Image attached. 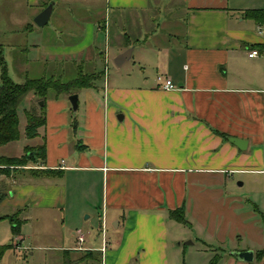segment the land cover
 Instances as JSON below:
<instances>
[{"label": "crops", "instance_id": "1", "mask_svg": "<svg viewBox=\"0 0 264 264\" xmlns=\"http://www.w3.org/2000/svg\"><path fill=\"white\" fill-rule=\"evenodd\" d=\"M26 1L31 5L53 1L50 20L56 12L55 27L65 33L61 20L65 12L56 9L62 1L69 6L77 0ZM95 2L87 11L101 17L85 22L80 41L34 42L25 48L28 56L34 51L39 60L35 63L42 57L86 54L82 61L63 64L74 66L77 76L94 73L96 78L93 87L76 93L77 112L83 103L80 116L69 114L71 104L62 94L47 98L46 123L32 138L38 141L25 143L19 154H0L20 158L28 148L46 146L45 160L31 158L25 166L0 169L4 193L0 210L11 211L0 215V222L16 214L19 223H29L37 209V221L67 223L71 197L79 191L90 197L93 184L98 183L102 218L105 213L106 226L111 223L114 228L110 242L105 251L103 236L99 245L85 246L91 242L88 232L81 247L78 235L84 232L76 227L74 241L64 249L66 258L74 255L77 262H93L96 258L88 253L92 251L102 264H129L132 259H140L137 264H186L178 262L180 255L174 248L178 236L171 233L182 222L172 218L171 211L183 209L185 215L206 180L225 191L238 174L264 175V34L259 32L264 26V0ZM250 11L259 17L263 13L262 18L249 15ZM27 29L36 30L34 24ZM99 33L105 34L108 44L112 37L116 39L113 60L132 49L121 67L134 61V71L108 81L102 91L98 82L103 74L95 57L106 61L108 51L98 48ZM253 49L260 54L250 57ZM51 62L54 68L62 63ZM154 70L159 74L154 75ZM55 72L51 76L62 78ZM41 73L32 76L24 66L21 82L27 77H48ZM159 76L171 79L177 88L164 89ZM229 137L246 140L247 148L240 149ZM247 179L243 177L239 186H246ZM240 201L239 209L251 203L248 198L246 204ZM91 203L85 199L87 208H78L69 222L92 223L91 215L84 218ZM19 239L24 237L19 234Z\"/></svg>", "mask_w": 264, "mask_h": 264}, {"label": "rangeland", "instance_id": "2", "mask_svg": "<svg viewBox=\"0 0 264 264\" xmlns=\"http://www.w3.org/2000/svg\"><path fill=\"white\" fill-rule=\"evenodd\" d=\"M49 3L47 1L31 5L26 0H0V45L4 48L5 59L11 68L14 80L17 82H21L24 78V66L29 68L32 76H40L41 72H45L46 76L49 77L56 71L55 73L61 74L62 80L67 82L77 78V69L69 63H63L82 61L80 59L87 58L86 54L73 58L42 57L41 62L35 63L39 60H36L34 51H31L28 56L25 50L28 43L37 42L41 45H47L80 41L83 37L82 26L85 22L95 18L98 20L101 17V14H97L98 12L87 11L89 6L96 4V2L92 3V0H77L71 2L69 6L68 2L62 1L56 11L65 12V17H62L61 20L66 27L65 33H59L61 30L55 27L56 12L46 25L40 27L35 24L36 14L44 10ZM100 4L105 5V0L97 3V5ZM29 24L35 25V32H28ZM97 37L98 48L102 51H108L106 61L105 59L98 60L95 57L103 74L98 82L99 91H102L108 81H112L113 78H118L124 73L134 71V61L127 62L122 67L117 66L113 60L116 39L112 37V43L108 44L104 33H99ZM29 58L31 60H28ZM51 61H62V63L54 68ZM156 72V70L153 71L154 75L159 74ZM56 94V91L51 90L47 98L49 99ZM62 95L61 97H67L70 102L69 98L72 94L63 93ZM83 97L81 95V100ZM41 102L44 100H38L31 93L21 104L19 108L21 139L0 147V154H19V150L25 143L35 144L38 141L37 139L28 140L23 131L27 125L26 110H30L32 106L41 108L44 105ZM70 104L69 114L76 117L80 116L83 103L80 112L74 111L71 102ZM44 110L47 112V105H45ZM71 138H73L72 135ZM26 162L28 164L29 161ZM243 177L248 178L247 184L246 186H239V181H243ZM205 182L206 185L198 186L200 195L198 193L197 199L191 202L185 214L186 222L176 224L177 226H173L171 229L172 235L178 236L174 243V248L180 255L178 262L205 264L212 260L213 263L217 264H264V175L243 176L238 174L234 177L232 184L225 188V191L214 186L215 181L206 180ZM250 183H253L254 186H250ZM90 192L92 194L87 198L80 191L77 193L78 196H70L74 202L73 205L68 206L65 213L70 221L71 214H76L78 208H87L83 206V201L85 199L90 200L92 203L88 205L90 208L84 213V218L91 215L90 221L92 223H70L69 221L67 223H45L44 220L37 221L34 219L40 216L39 210L36 209L33 213L35 217L31 222L21 223L20 234L24 237L22 241L17 240L18 235L13 234L12 224L9 220L0 222V245L16 244L5 252L0 264H102L99 256L93 262H77L74 260V255L69 258L64 255V249L71 246L70 244L74 241L73 232L76 227L82 229L85 234L91 233V242L85 246H97L101 242L103 205L101 201H98L100 196L99 184H93ZM245 198L250 199L251 203L246 204ZM240 200L246 204L242 209H239ZM10 212L1 209L0 215ZM60 214L61 212H58L57 216ZM21 216L23 218L25 215ZM107 230L109 236H107V240L110 242L111 232L114 231L111 223H108ZM249 250L254 251L253 261L240 260L234 255L236 252ZM137 260L132 259L129 264L139 263L140 259Z\"/></svg>", "mask_w": 264, "mask_h": 264}, {"label": "trees", "instance_id": "3", "mask_svg": "<svg viewBox=\"0 0 264 264\" xmlns=\"http://www.w3.org/2000/svg\"><path fill=\"white\" fill-rule=\"evenodd\" d=\"M249 15L258 16L255 11H250ZM260 13V17L262 18ZM0 146L9 142L19 140L21 137L20 131V116L19 108L29 94L33 93L38 100L47 99L49 91H56L57 95L66 93L68 95L75 94L78 90L83 88H90L94 86L96 75L94 73L87 74L80 72L77 78L64 82L62 78L49 76L40 78L27 77L23 82H16L9 74L7 61L4 55V48L0 45ZM45 105L41 108L39 106H32L30 110H26L27 125L25 129L26 136L29 139L35 138L39 135V128L46 123ZM33 152L34 158H46L45 144L37 146L36 148H28L25 155L22 157H5L0 156V169L9 171L10 167H19L27 165L26 161L32 160L28 153ZM25 159V161H23ZM9 167V168H8ZM39 171V170H38ZM41 172L49 174L51 169H42ZM4 198V193L0 190V202ZM171 217L179 222L185 223L184 210L171 211ZM12 224V232L14 235L20 234L21 223L17 220V215L14 214L9 217ZM15 243L8 245H0V262L8 249L15 246ZM92 258H98L95 252L88 251Z\"/></svg>", "mask_w": 264, "mask_h": 264}, {"label": "water", "instance_id": "4", "mask_svg": "<svg viewBox=\"0 0 264 264\" xmlns=\"http://www.w3.org/2000/svg\"><path fill=\"white\" fill-rule=\"evenodd\" d=\"M54 5L55 3L53 1L50 2L48 6L35 17L34 21L36 25L41 27V26L46 25L49 22ZM131 52H132V49L130 48L127 51L119 54L114 60L116 65L121 66L128 58L131 57ZM69 99H70V102L72 103L74 111H76L79 107L78 94L76 93L72 94ZM41 104H44V102H41ZM229 141L236 144L240 149H246L248 145V142L246 140L238 138V137H229ZM28 156L30 158H34L33 152H29ZM234 255L236 258L240 260L248 261V262L253 261L254 259V251H251V250L236 252Z\"/></svg>", "mask_w": 264, "mask_h": 264}, {"label": "built area", "instance_id": "5", "mask_svg": "<svg viewBox=\"0 0 264 264\" xmlns=\"http://www.w3.org/2000/svg\"><path fill=\"white\" fill-rule=\"evenodd\" d=\"M259 32L264 34V26L259 28ZM260 54V51L258 49H253L250 53L249 56L250 57H255L258 56ZM159 81H163V87L166 90H173L176 89L177 86L173 83V81L171 79H164L162 76L158 77ZM264 172V171H263ZM106 234H107V226H106V220H105V213H103V218H102V236H103V251H105L106 247L108 246V240L106 238ZM87 240V236L84 233H80L78 235V242L79 244H81L82 247V243H84Z\"/></svg>", "mask_w": 264, "mask_h": 264}]
</instances>
